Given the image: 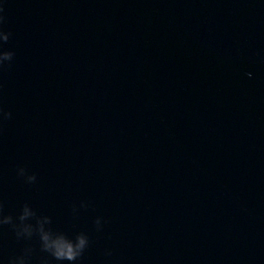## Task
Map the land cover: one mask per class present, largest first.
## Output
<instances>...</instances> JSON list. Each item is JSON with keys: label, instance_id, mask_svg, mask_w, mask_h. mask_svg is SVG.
<instances>
[{"label": "water", "instance_id": "water-1", "mask_svg": "<svg viewBox=\"0 0 264 264\" xmlns=\"http://www.w3.org/2000/svg\"><path fill=\"white\" fill-rule=\"evenodd\" d=\"M0 18V264H264V0Z\"/></svg>", "mask_w": 264, "mask_h": 264}, {"label": "clouds", "instance_id": "clouds-1", "mask_svg": "<svg viewBox=\"0 0 264 264\" xmlns=\"http://www.w3.org/2000/svg\"><path fill=\"white\" fill-rule=\"evenodd\" d=\"M8 58L9 57L7 54L0 56V60H7ZM9 115L10 114L8 113H4L3 117L7 119ZM29 179L31 180L34 178L30 177ZM28 215H30V213L27 209H25L24 216H22L21 219L23 220ZM4 222H7V220H5ZM41 238L44 241L45 250L50 251L53 257L57 260H75L80 255L82 249L86 244V240L83 237H78L75 245L64 240L63 237H60L52 242H49V236L47 234H42Z\"/></svg>", "mask_w": 264, "mask_h": 264}]
</instances>
